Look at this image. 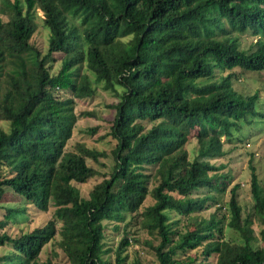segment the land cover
Masks as SVG:
<instances>
[{"label": "trees", "instance_id": "1", "mask_svg": "<svg viewBox=\"0 0 264 264\" xmlns=\"http://www.w3.org/2000/svg\"><path fill=\"white\" fill-rule=\"evenodd\" d=\"M38 10L48 31L44 53L31 40ZM246 31L258 36L248 49L239 39ZM258 70L264 0H0V264H51L39 260L47 243L69 264H264V184L254 165L249 187L259 246L252 221L242 218L238 183L229 190L227 225L240 242L224 239L217 212L195 215L208 201L217 205L213 192L231 177L223 144L243 123L264 117L258 92L233 87L242 72ZM94 84L118 98L102 135L115 140L108 174L87 163L106 152L82 142L67 149L79 115L94 114L75 111L94 96ZM191 139L197 147L189 159ZM95 177L83 193L79 185ZM201 187L207 192L192 196ZM7 192L24 203L3 206ZM148 196L153 201L144 205ZM28 204L42 212L52 206V215L10 234L9 219ZM171 213L186 218L184 227ZM128 215L150 235L144 243L154 258L122 256L139 242L126 229L114 249L106 246L105 222L118 227ZM111 252L114 262L105 257Z\"/></svg>", "mask_w": 264, "mask_h": 264}, {"label": "rangeland", "instance_id": "2", "mask_svg": "<svg viewBox=\"0 0 264 264\" xmlns=\"http://www.w3.org/2000/svg\"><path fill=\"white\" fill-rule=\"evenodd\" d=\"M37 28L32 35L31 40L38 46L42 52H46L48 43V31L43 26L41 18H43L42 12L38 10ZM241 41V48L248 49L250 44L258 39L257 35H251L248 31L242 33L239 36ZM53 63V62H52ZM57 63L55 66L57 67ZM86 71L85 68H83ZM235 69V72H238ZM87 73V72H86ZM228 71H218V76H225ZM92 79V76H90ZM95 85V84H94ZM233 87L242 95H252L258 92L256 109L261 113L264 112V70L258 71H246L242 72L240 77L233 81ZM118 98L110 90H104L101 84L95 85V94L92 98L82 99L77 102L75 107L76 114L81 111L93 112V115L84 116L79 115L75 128L73 129L72 136L68 142L67 149L73 147L76 142H82L88 147H93L96 150L106 152V156L98 158V162H94L91 159H87V163L97 169L100 174H108L112 171L115 163L112 149L115 146V140L109 136L103 137L110 120H112L115 110L110 105L115 104ZM1 124V123H0ZM98 125L99 128L94 134L85 132V129ZM6 127V125H5ZM99 136H102L99 138ZM197 143L195 139H191L185 146L189 153V159H192L195 155V149ZM223 148L227 151V154L222 158V162L226 164L224 171L230 174V180L226 182V186L221 192H213L217 196V205H212L211 201H208L206 207L195 213L197 217L209 218L213 212H217L218 217L224 218L223 233L224 239L230 242H240L241 239L237 232L233 231L228 225L229 210L227 206V200L229 197L230 188L238 183L237 189L238 203L242 208V218L248 217L251 221V228L253 235L255 236L254 245L259 246V228L260 222L253 214V200L250 194L249 180H250V164L254 165L256 174L262 184H264V117H256L248 122L243 123L241 130L238 131L237 137H235L232 143H224ZM220 162V161H217ZM154 167H149L146 172L153 173ZM101 176L98 177L100 180ZM97 180V177L91 179L89 182L79 185L83 193L87 192L89 187ZM155 181L152 180V184ZM151 186V185H150ZM207 192L206 187H201L192 194V196H202ZM9 193L6 194V201L2 203L3 206H17L22 202L9 200ZM152 197L148 196L144 202V205L152 203ZM219 208L216 210V208ZM142 210V206L140 207ZM25 213H18L14 218L9 219L7 230L10 234L15 235L19 231L31 230L35 226L42 225L53 212V207L50 206L47 212L37 210L33 205L28 204ZM4 212V208L0 209V215ZM172 219H179V228L184 227L186 218H182L175 213L170 214ZM137 218H132L128 215L124 222H119V226L115 227V222H105L104 230V242L106 246L115 248L118 241L124 234V229L128 230L129 240L134 235L139 242L130 243L129 247L122 253V256L127 255V261L132 260L137 253L145 258H154L153 253L149 250L144 241L150 238V235L143 230ZM130 222L125 227L124 224ZM157 244L158 241H154ZM54 250V251H53ZM3 248L0 247V254ZM105 257H109L111 262H114V253H110ZM51 260V264H69L61 250L57 246H52L51 243H47L39 256L40 261Z\"/></svg>", "mask_w": 264, "mask_h": 264}]
</instances>
